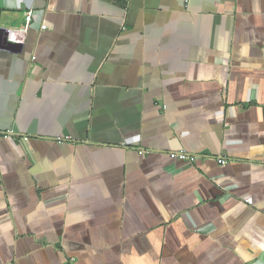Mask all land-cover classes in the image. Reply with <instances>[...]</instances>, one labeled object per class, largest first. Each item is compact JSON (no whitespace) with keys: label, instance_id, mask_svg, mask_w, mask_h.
<instances>
[{"label":"crops","instance_id":"0c3cea01","mask_svg":"<svg viewBox=\"0 0 264 264\" xmlns=\"http://www.w3.org/2000/svg\"><path fill=\"white\" fill-rule=\"evenodd\" d=\"M0 33V264H264V0H0Z\"/></svg>","mask_w":264,"mask_h":264},{"label":"built area","instance_id":"2783aa9c","mask_svg":"<svg viewBox=\"0 0 264 264\" xmlns=\"http://www.w3.org/2000/svg\"><path fill=\"white\" fill-rule=\"evenodd\" d=\"M30 19H31V17L29 14V15H27V20L30 22ZM45 28H46V26L43 25L42 29H45ZM176 155L181 161L189 162V163H195L200 158L199 156L189 154L188 152H186L184 150L177 151ZM218 163L220 165H226L227 161L225 159H219Z\"/></svg>","mask_w":264,"mask_h":264},{"label":"water","instance_id":"95a60500","mask_svg":"<svg viewBox=\"0 0 264 264\" xmlns=\"http://www.w3.org/2000/svg\"><path fill=\"white\" fill-rule=\"evenodd\" d=\"M18 46L17 44H14V43H11V42H8V34L5 33L4 36H2V33H0V48H4V49H7V50H11V51H15L14 47ZM19 129H17V127L13 130L14 132H19L18 131ZM32 131L29 132V134L31 132H35L34 130V126H32ZM31 133V134H33Z\"/></svg>","mask_w":264,"mask_h":264}]
</instances>
